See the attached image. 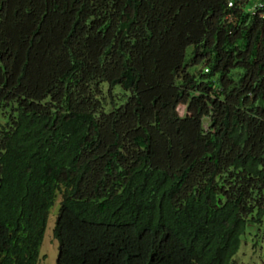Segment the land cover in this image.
Listing matches in <instances>:
<instances>
[{
	"label": "trees",
	"instance_id": "1",
	"mask_svg": "<svg viewBox=\"0 0 264 264\" xmlns=\"http://www.w3.org/2000/svg\"><path fill=\"white\" fill-rule=\"evenodd\" d=\"M226 2L0 0V264H36L57 195L55 264H232L264 210V0Z\"/></svg>",
	"mask_w": 264,
	"mask_h": 264
},
{
	"label": "rangeland",
	"instance_id": "2",
	"mask_svg": "<svg viewBox=\"0 0 264 264\" xmlns=\"http://www.w3.org/2000/svg\"><path fill=\"white\" fill-rule=\"evenodd\" d=\"M179 115H183L184 106L176 107ZM59 196L49 208L46 226L41 243L38 247L36 264H55L57 241L52 236V227L56 217ZM232 264H264V210L259 222L247 221L240 236V245L232 258Z\"/></svg>",
	"mask_w": 264,
	"mask_h": 264
},
{
	"label": "built area",
	"instance_id": "3",
	"mask_svg": "<svg viewBox=\"0 0 264 264\" xmlns=\"http://www.w3.org/2000/svg\"><path fill=\"white\" fill-rule=\"evenodd\" d=\"M233 2H234V0H227L226 3H227L228 6H232ZM255 6L259 7V6H261V5H260V3H256V4H254V5L251 7L250 10H253V11H254V9H256ZM263 14H264V11H261L260 16L263 15Z\"/></svg>",
	"mask_w": 264,
	"mask_h": 264
}]
</instances>
